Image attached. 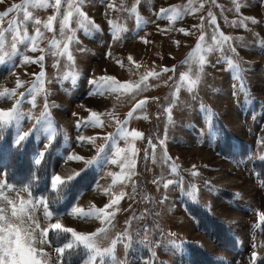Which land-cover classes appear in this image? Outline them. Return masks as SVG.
I'll return each instance as SVG.
<instances>
[{"label": "rangeland", "instance_id": "rangeland-1", "mask_svg": "<svg viewBox=\"0 0 264 264\" xmlns=\"http://www.w3.org/2000/svg\"><path fill=\"white\" fill-rule=\"evenodd\" d=\"M22 2L0 0V12L12 3ZM52 2L31 0L25 7L32 15L24 23H18L24 21L23 10L0 19L3 33L0 37V109L12 107L19 99L17 110L23 113L18 121L0 126V155L7 149L3 144H8V150L12 151L9 156L17 166L0 169V179L6 174L8 182L18 189L31 184V195L29 191H20L19 195L26 200L43 197L49 202V211H53L55 219L65 228L84 233L103 229L92 240L102 250L109 247L113 250L102 251L94 264H117L118 261L145 264L149 260L152 264H160L161 260L167 264H191L182 242L184 235L194 238L225 264L249 261L253 250L259 254L257 264H262L264 222L259 212L264 211V48L256 42L253 33L264 37V25L248 22L246 29L239 23L242 16L264 17L261 0H250V3L239 0V13L234 8L237 0H83L81 10L85 17L74 14L70 22L76 40L67 39L71 33L61 35L57 22L51 28L44 26L54 12L45 5ZM62 3L67 10V0ZM10 20L12 28H9ZM215 26H218L217 38L219 33L231 37L229 43L237 47L245 62H250L244 64L247 95L244 91L232 94L231 87L236 83L233 69L222 59L218 48L208 51L214 43L211 36ZM24 28L29 37L36 36L35 45L29 38L19 39ZM201 33L204 40L197 48ZM243 42L247 46L241 47ZM65 43L67 51L63 50ZM224 47L223 55H231L228 45ZM41 55L44 60L37 63L36 58ZM25 56L29 59L25 60ZM201 57L208 63L202 66ZM217 59L221 62L216 63ZM41 63L44 76L38 78ZM165 67L169 71L161 72ZM152 71L160 73L159 78L148 77L147 83L155 87L141 92L125 91V85L136 84ZM169 76L173 79L168 80ZM197 76L200 80L189 92L188 82ZM17 79L21 84H16ZM90 80L94 83H89ZM207 85L224 91L213 93ZM12 89L16 91L13 93ZM20 92L25 95L19 96ZM194 93H198L195 101ZM176 95L181 105L174 106L169 119L164 111L167 108L164 98ZM145 97L148 101L137 108V103ZM153 97L161 99L157 101ZM201 100L212 113L219 114L211 116L214 123L211 129L209 113L199 106ZM189 104L192 107H184ZM77 121L81 122L79 127ZM166 129L167 156L164 146L159 144V139L165 138ZM19 132L29 134L17 145L15 139ZM133 132L141 135L134 136ZM80 136L85 139L79 140ZM149 137L157 145L155 158L148 145ZM118 148L123 150L119 155ZM41 151L45 155L37 165L35 159ZM21 153L23 157H19ZM75 155L94 159L84 166L83 161L71 159ZM48 156L49 160L42 166ZM129 157L136 161L131 175ZM173 165L177 167L175 173ZM73 172L77 174L70 181L57 189L51 187L52 175L63 178ZM28 173L32 177H27ZM83 173H86L85 185L79 190L76 178ZM156 177L161 180L153 183ZM46 181L48 189L43 193ZM166 181H172L167 189ZM222 189L233 193L229 196L223 193L225 190L219 193ZM11 196L15 197L16 193ZM192 196L201 206L208 209L206 205L211 206L210 212L221 218L237 240V249L224 248L202 225L198 226L183 213L185 198ZM113 201L117 202L113 204ZM73 208L83 211L73 212ZM33 211L43 217L41 207ZM126 229H130L128 234L132 236L131 247L124 249L127 236L113 247L111 241L117 239L116 234ZM161 232L165 234L163 238ZM66 236L64 242L73 240L74 249L66 250L73 255H65L64 259L72 264H84L94 250L75 242L72 233ZM145 236L153 243L142 242ZM50 237L62 241L64 234L50 230ZM160 240L162 244L154 245ZM153 251L155 257L151 254Z\"/></svg>", "mask_w": 264, "mask_h": 264}, {"label": "snow or ice", "instance_id": "snow-or-ice-1", "mask_svg": "<svg viewBox=\"0 0 264 264\" xmlns=\"http://www.w3.org/2000/svg\"><path fill=\"white\" fill-rule=\"evenodd\" d=\"M31 0H23L22 3H12L5 11L0 12V19L3 17L9 16V14L16 13L19 14L21 10H23L24 15V21H18V23H24L31 17V13L27 11V8L25 7L26 4L30 3ZM83 3V0H79V2H73V0H67V10H65V4L62 3V0H54V2L46 4L45 6L50 7L51 9H54V12L52 15H50L47 19V22L45 23V27L51 28L54 22H57L59 25V31L61 35H65L66 33H71L67 36L68 40H76L77 37L75 36V30L70 27V22L74 18V14L80 17H85V13L81 10V4ZM245 3H250V0H245ZM261 3L264 4V0H261ZM235 11L237 13L240 12L241 3L239 0L234 5ZM161 12L164 11L162 8L160 10ZM195 11V9H193ZM248 22H251L253 25H264V17H260L259 19L255 15H249V16H242L241 21L239 22L242 24L244 28H248ZM39 24L40 22L37 21ZM233 23H236V21H233ZM212 24L215 25V17L212 19ZM13 27V23L10 20L9 21V28ZM97 28H99V25H96ZM183 31V30H182ZM218 31V26L213 27V35L211 36L212 41L214 42L213 45H210L208 48L209 52L214 51L215 48H218L220 50V53L222 54V59L227 62V65L229 68L233 69V76L236 79V83L232 85L231 92L233 95L238 94L240 91H244L245 95L248 94V90L244 84V73L246 69L244 68L245 62L243 60V57L240 56L239 52L237 51V47L233 46L229 41L232 40L231 37L224 35L223 33H219V39L216 36V32ZM264 31V29H262ZM37 35L40 34V28H36ZM253 35L257 38L256 42L261 45L262 48H264V37H261L259 33H253ZM3 36V33L0 32V37ZM25 38H29L34 42L36 36L29 37L27 28H24L19 33V39L24 40ZM15 39V37H14ZM204 40V35L201 33L200 41L197 42V48L200 47V42ZM52 43H56L55 40L52 41ZM179 44V41L176 42ZM228 45V51L231 53V55H223L225 52L224 45ZM241 47L247 46V42H243ZM13 47H15V44H13ZM63 50H68V44L65 43L63 45ZM233 56L235 59H233ZM25 60H28L29 57L25 56ZM68 59L71 60L72 56L69 53ZM129 60H131V56L128 57ZM44 60V56H38L36 58V62L40 63ZM221 60L217 59L216 63H220ZM119 63V61H118ZM200 63L203 66L204 64L208 63L203 57L200 58ZM215 65H213L214 67ZM175 65L172 66V69H175ZM169 69L167 67L162 68L161 72L167 73ZM201 71H203V68H201ZM44 76V66L41 63L40 66V72L39 77ZM160 77V73L152 71L148 72L145 76L141 77V80L137 82L136 84L129 86L125 85V91H132L133 89L136 92H141L149 87H155V85H151L147 83L148 77ZM181 78H183V74H181ZM113 79L114 78H109ZM173 77L169 76L168 80H172ZM200 77L197 76L196 80H189V92H192L193 87L199 82ZM89 83H94V80H90ZM163 83L167 84L168 81H163ZM16 84H21V81L19 79L16 80ZM211 89L213 93L216 92H223L224 90L221 88H215L212 85H207ZM13 93L16 91L15 89L11 90ZM27 91V89H26ZM25 95V92H20L19 96L23 97ZM91 95V93H90ZM198 98V93L193 94V101H195ZM154 100L160 101L161 98L159 97H153ZM167 101V108L164 109V111L167 113L169 119H171L172 112L174 109V106H180L181 102L179 99V95H176L174 97H166L164 98ZM148 101V97H145L143 100H140L136 107L139 108L140 106L144 105ZM21 103L19 99L16 100V104L13 105L10 108L7 109H0V122H3L0 124V126H5L9 123H11L13 120H19L23 117V113L17 110V106ZM33 104H35V100L33 99ZM202 109H205L206 112L209 113V124L208 127L211 129L214 126L213 121L211 120L212 115H219L212 113L210 109L207 108V106L203 103V101H200L199 105ZM184 107H192V105H184ZM48 108V102L47 98H45L44 103V109L47 111ZM95 115V113H93ZM129 116L132 115L130 112L128 114ZM161 113L158 111L157 116H160ZM38 119V118H37ZM80 121H77V127L80 126ZM118 124H120V121H117ZM35 126V125H34ZM122 127V125H121ZM31 129L29 130V132ZM29 132H19V134L16 136L15 143L19 145L21 141H23ZM132 135L134 136H140L141 133L139 132H133ZM79 140L83 141L85 137L80 136L78 138ZM111 139V137H109ZM159 139V137H157ZM168 139L167 136V129L165 131V138L159 139V144L163 147L164 154L167 156V145L166 140ZM148 145L152 149V155L154 157V153L156 150L157 145L152 142V138H148ZM123 150L117 149V155H119ZM136 154L135 149L132 151V156L134 157ZM45 151H41L38 155V158L35 159V163L39 165L44 158ZM99 155V153L97 154ZM149 156L148 150H145V159H147ZM72 160L75 161H83L84 166L87 164H91L93 162L94 158H90L85 160L84 156L81 155H75L71 157ZM115 163V161H113ZM135 159L129 157L128 158V168H129V175H131V169L135 167ZM123 167V165H121ZM195 167V166H194ZM177 167L173 165L172 172H176ZM77 172H73L72 175L61 177L59 174L52 175L51 177V187L53 189H57L58 186L64 184L67 181H70ZM193 175H197L196 172H193ZM36 177H34L35 179ZM161 180V177H156V179L153 181V183H158ZM172 181H166L164 183L165 189L168 188L169 184H171ZM264 183V181H262ZM31 188V184H25L22 188L18 189L15 184L9 183L7 176L5 174L4 179H0V264H72L70 260H65L64 256H72L73 253L66 250H72L74 249V242L73 240H68L67 242H64L65 239H67L66 234L72 233V236L74 237L75 242L83 243L87 245L89 249L94 250L92 255L89 256L88 260L84 262V264H94L95 257L99 255L102 251L104 252H111L113 249L112 247L101 249L97 247V245L93 242L92 237L96 235V233H100L104 231L101 228H97L96 232L93 233H84V232H77L72 228H65L59 219H55L53 211H49V202L46 201L43 197H41L39 200L36 199H24L23 196H20V191H29ZM133 190H135V185L133 186ZM11 193H16V196H11ZM29 195H31V192L29 191ZM236 195H239L237 193ZM131 198V197H130ZM119 198H117L118 201ZM167 199V197H165ZM195 199V197H193ZM117 201H113V204H115ZM41 207L43 209V217H40L38 213L34 212L33 210L37 207ZM131 207V205H129ZM206 207L211 208V206L206 205ZM82 209H76L73 208V212H82ZM259 218L262 222H264V211L259 212ZM54 221V222H53ZM109 224H111V220L108 221ZM62 229V232H61ZM50 230H56L57 233H63L64 239L62 241H57L55 238L50 237ZM130 229H126L124 233H117V239H113L111 241L112 246L114 247L117 244L118 240H123L125 236H127V240L124 242V249L128 250L131 247L130 241L132 240V236L129 235ZM142 232H146V229L142 228ZM161 237H164V233H160ZM142 242H147L149 244H152L153 242L147 241V237L145 236L142 240ZM163 240L155 241L154 245H160L162 244ZM171 243L175 244V241H170ZM59 245V246H57ZM179 247V245H177ZM256 245H253V248H255ZM152 256H156V252L153 251ZM258 252L253 250L250 253L249 261H241V264H257L258 260ZM117 264H125L124 261H118ZM145 264H152V261H146ZM160 264H167L166 261L161 260ZM228 264H231L229 261ZM264 264V262H262Z\"/></svg>", "mask_w": 264, "mask_h": 264}, {"label": "trees", "instance_id": "trees-1", "mask_svg": "<svg viewBox=\"0 0 264 264\" xmlns=\"http://www.w3.org/2000/svg\"><path fill=\"white\" fill-rule=\"evenodd\" d=\"M3 147L7 148L0 155V169L9 168L14 169L17 166L13 163L12 157H10L11 148L8 150V144H3ZM229 152H232L231 149H226ZM50 155V154H49ZM19 157H23L21 153ZM49 160V156L45 159L42 166L45 165V162ZM86 173L90 172L86 170ZM83 173L76 178V188L80 190L85 185V174ZM27 177H32L31 174H27ZM17 180L23 179L24 177L17 178ZM48 189V182H44L43 193ZM186 208L188 212L193 215L196 219L200 221V224L203 228H205L208 233H210L214 240L221 244L223 247H231L236 248L237 240L228 232L225 225L220 222L216 217H214L205 207L201 206V204L197 201L186 202ZM155 239V238H154ZM187 247L189 250V259L191 264H225L222 259H218L210 255L201 245L196 242H187Z\"/></svg>", "mask_w": 264, "mask_h": 264}, {"label": "crops", "instance_id": "crops-1", "mask_svg": "<svg viewBox=\"0 0 264 264\" xmlns=\"http://www.w3.org/2000/svg\"><path fill=\"white\" fill-rule=\"evenodd\" d=\"M225 189H222V190H219V193L220 192H222V191H224ZM223 193H225L227 196H229V195H231L233 192H228V191H226L225 190V192H223ZM235 194V193H234ZM233 194V195H234ZM190 201H196V200H194L193 199V196L192 197H190V198H185V200H184V203H185V205L187 204L186 202H190ZM208 209V208H207ZM209 210V209H208ZM184 212H186V214L188 215V216H190L191 217V219L192 220H194L196 223H197V225L199 226L200 225V222L194 217V216H192V215H190L187 211H186V209H184L183 210V213ZM209 212H210V210H209ZM211 213V212H210ZM212 214V213H211ZM213 215V214H212ZM214 216V215H213ZM215 217V216H214ZM219 221H221L220 219V217H216ZM223 219V218H222ZM222 222V221H221ZM195 237H197V238H201L199 235H197V236H195ZM183 243L185 244V242H196V243H199V242H197V241H195V239L194 238H185V235L183 236ZM184 248H185V250H186V252H187V254H188V256H189V251H188V248L186 247V245H184ZM207 250V249H206ZM208 251V250H207ZM209 252V251H208Z\"/></svg>", "mask_w": 264, "mask_h": 264}, {"label": "bare ground", "instance_id": "bare-ground-1", "mask_svg": "<svg viewBox=\"0 0 264 264\" xmlns=\"http://www.w3.org/2000/svg\"><path fill=\"white\" fill-rule=\"evenodd\" d=\"M228 165H230L229 163H228ZM231 166V165H230Z\"/></svg>", "mask_w": 264, "mask_h": 264}]
</instances>
